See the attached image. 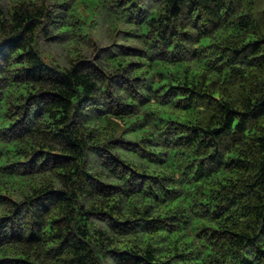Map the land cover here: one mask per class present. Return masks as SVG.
I'll list each match as a JSON object with an SVG mask.
<instances>
[{"label": "trees", "instance_id": "obj_1", "mask_svg": "<svg viewBox=\"0 0 264 264\" xmlns=\"http://www.w3.org/2000/svg\"><path fill=\"white\" fill-rule=\"evenodd\" d=\"M1 2L0 264H264V0Z\"/></svg>", "mask_w": 264, "mask_h": 264}, {"label": "rangeland", "instance_id": "obj_2", "mask_svg": "<svg viewBox=\"0 0 264 264\" xmlns=\"http://www.w3.org/2000/svg\"><path fill=\"white\" fill-rule=\"evenodd\" d=\"M7 2V0H2L1 5H5ZM51 32L53 33L54 31L51 30ZM109 44L108 39H107V35H101L100 36V42H99V48H106L107 45ZM44 46L46 47V49L48 50L49 54L52 55V57L58 61L60 64L62 65H67V54H68V48L67 45L63 44V43H54V42H50V41H45L44 42ZM97 55H100L101 53H103L102 51H97ZM87 53V57H96V52H86Z\"/></svg>", "mask_w": 264, "mask_h": 264}]
</instances>
